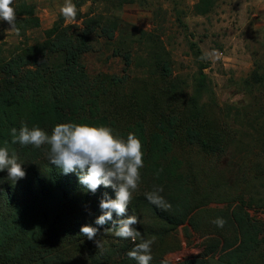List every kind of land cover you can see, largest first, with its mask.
Instances as JSON below:
<instances>
[{"label": "trees", "instance_id": "16d2710c", "mask_svg": "<svg viewBox=\"0 0 264 264\" xmlns=\"http://www.w3.org/2000/svg\"><path fill=\"white\" fill-rule=\"evenodd\" d=\"M15 1L21 44L0 56V147L16 155L26 176L14 182L6 170L0 172V264H138L127 253L145 240L153 241L149 264H264V223L250 213L264 212V166L230 157L236 145H244L233 129L244 130L249 120L211 118L212 107L204 102L206 76L200 73L190 94L155 34L142 32L131 41L121 37L124 23L114 11L133 0H109L117 3L116 10L92 7L85 14L86 0H75L76 24L67 25L60 15L34 43L28 33L42 29L37 8ZM213 1L202 0L198 9L209 13ZM138 46L146 48L143 57L137 56ZM105 53H110L106 61H122L121 72H90L87 57ZM135 63L143 72L132 78ZM133 82L139 85L138 97L126 92ZM262 83L264 73H255L253 84ZM211 104L218 107L216 101ZM64 122L110 126L121 137L132 132L141 140L145 166L127 212L139 220L134 227L141 235L135 242L107 231L126 216L113 213L104 225L95 223L104 193L115 198L111 187L101 185L92 193L76 173L64 174L48 161L47 146L12 143V128L27 124L50 132ZM250 125L257 130L261 118L251 119ZM186 150L203 157L207 186H197L190 161L185 172V160L177 154ZM262 154L264 148L254 156ZM160 187L159 195L170 207L146 198ZM215 203L223 208L210 207ZM217 217L226 221L223 228L212 223ZM186 224L207 237L204 251L177 263L165 261V243ZM83 225L98 229L93 240L80 234Z\"/></svg>", "mask_w": 264, "mask_h": 264}, {"label": "rangeland", "instance_id": "374dc122", "mask_svg": "<svg viewBox=\"0 0 264 264\" xmlns=\"http://www.w3.org/2000/svg\"><path fill=\"white\" fill-rule=\"evenodd\" d=\"M39 1L43 9L40 15L46 23L50 22L52 15L56 16V22L61 15L59 9L65 0ZM108 1L86 0L82 12L88 13L92 7L103 11L116 10L117 3L115 7ZM133 1L134 3L118 7L117 12L114 11L124 23L121 37L125 40L130 38L131 41L137 36L140 37L142 32H147L161 38L172 55L175 76L187 83L190 94L199 85L202 72L206 76L207 87L204 102L212 107L209 110L211 118L216 121L220 119L225 123L232 122L230 118L249 120L244 128L248 133L243 134L245 131L242 127L235 126L236 130L233 129L235 135L239 134L244 138V145L235 144L237 147L230 155L231 161L246 158L250 162L253 161V164L264 166V154L254 156L260 154L264 148V84H253L254 74L264 73V0H215L210 12L205 14L201 13L203 9H198L202 0ZM71 2L75 5L76 1ZM52 8L55 9L54 12ZM66 24L76 23L66 21ZM5 30H10V26L0 21V56L3 57L9 55L15 45L21 44L19 35L14 31ZM45 30L46 26H42L41 30L29 32L31 43L38 41ZM130 41L128 42L131 43ZM144 49V46H138L137 56L143 57ZM109 55L110 53L88 56L87 65L90 72H121L124 67L122 61H106ZM136 63H140L138 57ZM142 72L143 69L136 65L131 69L130 76L136 78L141 76ZM153 88L155 89L156 85H153ZM126 92L138 97L139 85L133 82ZM212 101L217 102V108L213 107ZM257 118H261V125L256 130L251 127L250 120ZM177 155L185 160V172L190 166L187 161L191 162L192 174L196 175L195 179L192 178L199 188L209 184L210 179L202 174L207 171L202 156L189 154L188 150L184 153L178 152ZM216 176L218 179L222 178ZM210 207L223 208V205L215 203ZM250 213L254 219L264 223V212ZM206 239L207 237H202L192 225L186 224L173 232L172 237L165 243L164 249L169 251L164 260L177 263L194 258L204 251Z\"/></svg>", "mask_w": 264, "mask_h": 264}, {"label": "clouds", "instance_id": "9594fccd", "mask_svg": "<svg viewBox=\"0 0 264 264\" xmlns=\"http://www.w3.org/2000/svg\"><path fill=\"white\" fill-rule=\"evenodd\" d=\"M12 5L13 0H0V21L10 26V30H5L6 32L14 31L19 35L16 12ZM59 11L66 21H75L77 9L71 0H65ZM204 58L207 57H202ZM11 136L12 143L22 146L31 145L37 149L47 146L48 161L60 167L64 174L76 173L79 183L92 193L101 185L111 187L115 198L104 193L99 202L102 214L96 218L95 223L104 225L115 213L117 217L126 218L115 221L107 231H114L115 236L131 239L133 242L141 235L134 227L139 223L138 218L127 215L132 194L141 180L140 170L144 167L143 145L134 133L129 132L124 138L115 134L110 126L64 122L54 125L50 132L39 126L30 128L27 124H22L19 129H11ZM5 170L10 181L16 182L26 176L16 155L10 154L6 147H0V172ZM162 191V187L156 188L147 193L146 198L159 207H170L159 195ZM212 223L223 228L226 221L217 217ZM97 231V228L89 225L80 228V234L89 240L96 237ZM152 243L151 240H145L135 244L127 255L138 264H149L152 260Z\"/></svg>", "mask_w": 264, "mask_h": 264}, {"label": "crops", "instance_id": "0c3cea01", "mask_svg": "<svg viewBox=\"0 0 264 264\" xmlns=\"http://www.w3.org/2000/svg\"><path fill=\"white\" fill-rule=\"evenodd\" d=\"M26 1H27L29 4H31V5H35V6H36V8H37V15H38V17H39L40 20H41V24H42V26H46V29H47V30L50 29V28H52L53 25L55 24L56 16H55V15L50 16V22H47V23H46L45 19L40 15L41 10H43V9L41 8V2H40L39 0H38V2H37V0H36V1L26 0ZM52 11L54 12L55 9L52 8Z\"/></svg>", "mask_w": 264, "mask_h": 264}]
</instances>
